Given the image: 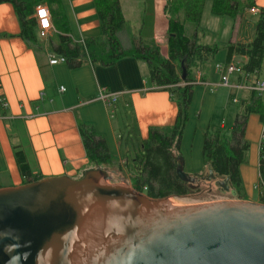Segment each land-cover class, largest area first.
Returning a JSON list of instances; mask_svg holds the SVG:
<instances>
[{"label":"crops","instance_id":"obj_1","mask_svg":"<svg viewBox=\"0 0 264 264\" xmlns=\"http://www.w3.org/2000/svg\"><path fill=\"white\" fill-rule=\"evenodd\" d=\"M119 2L126 26L118 38L124 48L131 46L135 36L162 44L166 48L167 27L163 14L165 0ZM62 3L72 40L82 44L86 38L100 37V22L93 0H62ZM127 4L132 6L126 8ZM254 4L255 9L246 10L235 21L226 22L225 18L219 21L215 16H207L219 25L216 28L223 32V41L220 43L221 56L217 57L215 65L209 64L210 67L208 65L196 73V81L204 83L195 85L191 105L194 101L197 103L200 108L199 117L205 108V126L217 101L225 99L228 102L233 90L241 93V97L248 92L238 87L240 82L236 74L231 75L234 76L231 87L221 92V72L216 66L226 64V44L252 41L258 8H264V0H254ZM40 6H45L49 11L47 5ZM201 24V30L208 33L210 29L203 26V20ZM19 32V23L11 4H0V188L23 185L13 146L21 147L32 173L42 178L65 176L77 179L84 172L95 169L86 158L78 131L79 122L92 125L97 134L105 139L109 152L119 156L122 150H127L123 149L119 140L123 134L120 123L116 128L111 121V114L114 111L115 116L118 112L119 103L126 111L132 112L137 134L142 140L148 137L150 128L171 127L175 123L178 110L173 96L168 91L156 89L149 80L147 65L143 61L125 57L109 67L92 65L86 61L76 69H69L66 61L51 65V56H60L53 51L51 44V41H56V30L50 31L39 46L24 41ZM242 61L243 57H233L231 63L239 66ZM61 88L64 91H60ZM101 88L118 94L114 106H108L98 98ZM2 103L5 107H2ZM125 110L119 112V115ZM190 110L191 106L189 114ZM217 126L223 130L227 125L220 121ZM261 133L259 117L250 115L245 140L250 144L251 162L239 168L244 191L243 197H236V200L260 203L257 185ZM125 163V158L119 160L121 167ZM184 164L183 160V167ZM120 177L116 176V179Z\"/></svg>","mask_w":264,"mask_h":264},{"label":"water","instance_id":"obj_2","mask_svg":"<svg viewBox=\"0 0 264 264\" xmlns=\"http://www.w3.org/2000/svg\"><path fill=\"white\" fill-rule=\"evenodd\" d=\"M177 160L190 187L212 182L236 197L228 178L208 170L198 180ZM114 174L0 188V264H264L263 204L150 199Z\"/></svg>","mask_w":264,"mask_h":264},{"label":"trees","instance_id":"obj_3","mask_svg":"<svg viewBox=\"0 0 264 264\" xmlns=\"http://www.w3.org/2000/svg\"><path fill=\"white\" fill-rule=\"evenodd\" d=\"M208 0H165L163 14L166 19V51L151 40L135 36L131 46L124 48L118 35L125 29V19L119 0H93L101 35L86 38L83 43L71 39V29L62 0H0V4H11L19 23V36L30 45L39 46L35 9L47 5L51 22L56 30L53 51L65 58L69 69L79 68L88 61L92 65L109 67L122 58L130 57L147 65L149 80L157 90L168 91L177 104V116L171 127L150 128L148 137L130 144L129 136L120 137L124 145L132 146L130 164L124 165L127 178L123 177L124 167L115 161L109 152L105 139L97 134L92 125L79 122L78 131L88 162L95 168L115 172L133 190L150 199L184 197L192 192L189 184L181 181L176 174L178 158L181 157L182 134L189 117L196 73L207 68L220 51L217 43H210L209 34L201 30V21ZM210 13L215 17L235 21L246 10L255 9L254 0H209ZM226 64L233 57H243L239 64L241 83L244 76L264 78V8H258L254 37L248 43H228ZM185 72L184 80L181 79ZM240 110L236 114L229 134L220 128L207 130L201 152L205 170H212L218 178H228L229 186L234 188L237 198L242 191L239 168L246 163L249 143L245 140L248 117L255 114L260 121L264 118V100L255 92L248 91L240 98ZM127 134H131L128 132ZM122 143V145H123ZM129 151V150H128ZM13 153L23 184L43 179L34 175L26 155L20 146H13ZM259 182L257 185L260 203L264 205V145L259 151ZM112 177V176H111Z\"/></svg>","mask_w":264,"mask_h":264},{"label":"rangeland","instance_id":"obj_4","mask_svg":"<svg viewBox=\"0 0 264 264\" xmlns=\"http://www.w3.org/2000/svg\"><path fill=\"white\" fill-rule=\"evenodd\" d=\"M131 6L132 5L127 4L126 8H129ZM131 13H133V11H131ZM204 13L206 14V16ZM204 13L202 16L203 26L208 27L210 29L209 32L211 34V35L209 34V38L207 40L210 43H212V42L217 43L221 48L220 51L218 52V54L209 63L212 65H215L217 57L221 56V52H222V46L220 43H221V41H223L221 39L223 37V32H221V29L216 28V27H219V25L217 26V23H214L213 21H211L207 17V16H209L210 18H214L213 15L210 13V1L209 0L205 4ZM203 17H204V19H203ZM217 18H218L217 20L221 19L219 17H217ZM215 19H216V17H215ZM225 19H227L226 22L232 21L229 18H225ZM249 27L250 26L248 24V28ZM201 28H203V27H201ZM254 29H255V24H254L253 31H254ZM212 38H214L213 41H212ZM41 41H42V39H41ZM157 45L161 48L163 54L165 55V51H166L165 47L163 48L162 44H160L161 46L159 44H157ZM235 65H237V64H235ZM209 67H210V65H209ZM233 78H234V76L230 77V80H229L230 83L232 82ZM222 88L223 87L220 88L221 92L224 89L227 90L226 87L223 89ZM233 91L234 92L230 95L228 102L224 99V97H223L224 100H222V102H220V100L217 101L216 106L210 112V117H209L210 120H209V122L206 123V126L204 125L205 108H203L201 116L199 117L200 108H199V106H197V103L195 101L192 103L191 110H190L191 113L189 114V119L187 120V124L185 125L184 131H183V137H182V143H181V149H180L181 157L185 162L184 172L186 175H188L190 177H195L199 180V178H201L207 174V170L204 171V166L202 164V159H201V152H202L204 135H205L206 129L210 130V131H212L215 128L218 129V126H217L218 123L220 121H223V123L227 126L225 129L222 130V132L227 133V134L230 133V129H231V126H232L233 121L235 119V116L239 112L240 107H241V104L239 101H240V98L242 95L241 93H238L235 90H233ZM234 100H237L236 103L234 102ZM123 109L125 110L126 108H123V105L119 103L118 112L114 116V111L112 108L113 112L111 115H113V116H111V121L113 122V124L115 125L116 128L119 126V123H120V127L122 128V133H123L120 136H123L124 138L129 136L130 144L133 143V145L136 147L138 142H140L142 139L140 138V135L137 134V132H138L137 125H136L135 120L133 118L132 112L125 110L124 113H121L119 115V112L124 111ZM121 115L123 117V120H121ZM123 123H124V125H123ZM128 132H132V133L127 134ZM121 143H123V142H121ZM125 148L127 150H122L121 153L119 154V156H114L111 154L115 161H119L121 158L127 159L126 156H128V154H131V156H132V152H130V151H132V146H128V148H127L123 143V149H125ZM249 152L250 151L248 149L247 154H246V162H248V161L251 162V154L249 155ZM125 154H126V156H125ZM129 159H130V155L127 159V161H128L127 163L130 164ZM123 170L124 171L122 172V175H123V177L127 178L128 176H127V173L125 171V167ZM83 176H84V174L80 178H82ZM112 177L116 183H119V181H118V179H116L115 175H112ZM80 178H77V179H80ZM77 179H73V180H77ZM124 183L129 185L125 181H124ZM195 184H199V187L198 188H192V192L190 194H188L187 196L180 197V198L170 197L169 200L176 199V200L183 201L184 203H187V204H200V203H208V202H214V201H220V200H236L235 198L237 197V195H236V197H234L229 192L228 193L223 192L222 190L216 188L212 182H203V181L199 180V182H197ZM233 189L234 188L230 187V190H233ZM233 191H235V190H233ZM242 191H244L243 186H242ZM242 191L240 193V196H238L239 198L243 197ZM242 201H245V200H242Z\"/></svg>","mask_w":264,"mask_h":264},{"label":"built area","instance_id":"obj_5","mask_svg":"<svg viewBox=\"0 0 264 264\" xmlns=\"http://www.w3.org/2000/svg\"><path fill=\"white\" fill-rule=\"evenodd\" d=\"M35 15L34 18L36 20L37 28H38V34L41 39L47 38L50 31L54 30L52 22H51V16L48 11V9L45 6H37L35 9ZM65 58L61 56H51L49 59V64L54 65L58 63H64ZM216 69L221 72V78H220V85L226 88H230L231 84L229 82V76L236 74L241 75V71L239 67L233 63L225 64L224 66L217 65ZM244 80L238 84V87L246 90V91H252L255 92L260 98L264 100V78H256L249 76H244ZM202 81H195L192 84H203ZM60 91H64V88H61ZM98 98L107 103L108 106H114L118 94L117 93H111L108 92L105 88L99 89V95ZM236 102V100H234ZM2 107H5V104L2 103ZM262 124V133H261V145H264V118L261 122Z\"/></svg>","mask_w":264,"mask_h":264}]
</instances>
